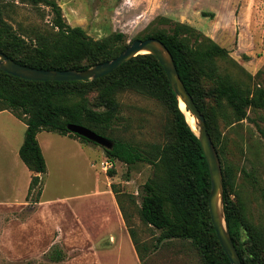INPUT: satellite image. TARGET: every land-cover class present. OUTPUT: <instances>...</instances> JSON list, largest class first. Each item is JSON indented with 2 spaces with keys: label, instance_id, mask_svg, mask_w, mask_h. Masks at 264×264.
I'll use <instances>...</instances> for the list:
<instances>
[{
  "label": "rangeland",
  "instance_id": "374dc122",
  "mask_svg": "<svg viewBox=\"0 0 264 264\" xmlns=\"http://www.w3.org/2000/svg\"><path fill=\"white\" fill-rule=\"evenodd\" d=\"M56 2L70 26L83 28L94 40L123 33L122 44L128 46L173 23L188 24L229 51L218 61L222 72L244 87H264V0ZM0 8L5 21L24 37L50 27L54 17L50 7L29 0H0ZM95 97L88 96L92 105ZM117 99L123 120L113 138L162 148L176 141L175 116L166 103L134 91ZM207 103L213 104L211 99ZM217 127L221 165L235 177L233 198L264 228V108L250 109L248 119L233 125L218 116ZM25 133L24 121L9 110L0 113V264H202L190 241L158 243L161 231L140 218L142 189L153 176V165L115 161L116 174L110 176L102 169V162L111 160L103 147L42 131L37 139L47 172L42 186L28 196L33 173L19 156ZM112 185L136 232L144 263ZM56 251L65 255L63 261L51 260Z\"/></svg>",
  "mask_w": 264,
  "mask_h": 264
},
{
  "label": "trees",
  "instance_id": "16d2710c",
  "mask_svg": "<svg viewBox=\"0 0 264 264\" xmlns=\"http://www.w3.org/2000/svg\"><path fill=\"white\" fill-rule=\"evenodd\" d=\"M29 1L35 6L50 7L54 17L50 27L33 29L26 37L5 21L0 8V52L19 64L47 70L82 71L115 59L128 47L122 44L123 33L94 40L83 28L70 26L56 0ZM147 38L160 40L171 52L182 81L205 116L220 158L218 116H223L228 125L248 119L250 109L264 108V87H244L230 74L222 72L218 61L227 58L229 51L188 24L173 23L170 29L157 30L144 39ZM125 91H134L170 106L175 116L176 141L162 148L113 138L123 120V108L117 96ZM91 93H96L95 105L88 98ZM208 99L212 100L211 106ZM6 110L27 125L19 156L33 173L28 196L42 186V177L47 172L38 134L56 132L98 145L68 130L69 124L87 127L113 142L112 149L104 148L111 160L128 165H153V176L142 189L139 215L144 224L161 231L158 243L188 240L202 264H231L212 224L211 179L200 140L181 110L164 67L154 55H138L110 74L82 82L29 81L0 70V112ZM222 171L225 218L241 260L244 264H264V228L251 221L244 205L233 198L237 193L232 171L223 165ZM109 174L114 176L116 172L111 169ZM112 191L135 250L144 263L145 257L135 230L128 224L116 185H112ZM41 192L42 188L39 196ZM50 257L53 262L65 259L61 251L53 252Z\"/></svg>",
  "mask_w": 264,
  "mask_h": 264
},
{
  "label": "water",
  "instance_id": "95a60500",
  "mask_svg": "<svg viewBox=\"0 0 264 264\" xmlns=\"http://www.w3.org/2000/svg\"><path fill=\"white\" fill-rule=\"evenodd\" d=\"M147 51V53H142ZM141 54H152L164 67L172 90L178 97L179 101L185 104L186 110L196 119V132L204 155L206 157L210 179L211 190L209 195V212L212 224L231 264H244L237 251L236 245L229 232L225 211H224V178L221 161L215 145L208 132L205 116L197 107L192 95L182 81L174 58L168 48L160 40L155 38H147L144 40L137 39L133 41L118 57L113 60L97 64L89 69L78 71L72 70H47L39 69L19 64L9 58L6 54L0 52V70L13 75L15 77L37 82H82L95 80L120 68L123 64L132 58ZM193 129V128H192ZM68 130L74 134L82 136L105 149H112L113 142L93 130L76 125L69 124ZM195 132V130L193 129Z\"/></svg>",
  "mask_w": 264,
  "mask_h": 264
},
{
  "label": "bare ground",
  "instance_id": "6f19581e",
  "mask_svg": "<svg viewBox=\"0 0 264 264\" xmlns=\"http://www.w3.org/2000/svg\"><path fill=\"white\" fill-rule=\"evenodd\" d=\"M143 53H147V51H143ZM180 107H181V110H182V111L184 112V114L186 115L187 119L189 120L191 127H192L194 130L198 131V130H197V126H196V119L191 115L190 112H188V111L186 110L185 104H184L182 101H180Z\"/></svg>",
  "mask_w": 264,
  "mask_h": 264
},
{
  "label": "built area",
  "instance_id": "2783aa9c",
  "mask_svg": "<svg viewBox=\"0 0 264 264\" xmlns=\"http://www.w3.org/2000/svg\"><path fill=\"white\" fill-rule=\"evenodd\" d=\"M115 167V161L114 160H106L102 162V169L106 172L112 168Z\"/></svg>",
  "mask_w": 264,
  "mask_h": 264
},
{
  "label": "crops",
  "instance_id": "0c3cea01",
  "mask_svg": "<svg viewBox=\"0 0 264 264\" xmlns=\"http://www.w3.org/2000/svg\"><path fill=\"white\" fill-rule=\"evenodd\" d=\"M3 112V111H2ZM1 113V112H0ZM26 130H27V125H26ZM41 133V132H40ZM40 133L38 134V136H37V138H39V135H40ZM65 138H68V137H70V138H72L71 136H64ZM39 141V140H38ZM24 142V141H23ZM23 144V143H22ZM39 144H40V146H41V148H42V151H43V153H44V149H43V147H42V144L40 143V141H39ZM22 146V145H21ZM21 148V147H20ZM19 151H20V149H19ZM0 207H4V206H0ZM6 208H7V206H5Z\"/></svg>",
  "mask_w": 264,
  "mask_h": 264
}]
</instances>
